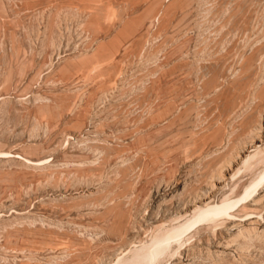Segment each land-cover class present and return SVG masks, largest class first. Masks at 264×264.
Here are the masks:
<instances>
[{"label":"rangeland","instance_id":"rangeland-1","mask_svg":"<svg viewBox=\"0 0 264 264\" xmlns=\"http://www.w3.org/2000/svg\"><path fill=\"white\" fill-rule=\"evenodd\" d=\"M263 172L264 0H0V264H264Z\"/></svg>","mask_w":264,"mask_h":264},{"label":"bare ground","instance_id":"bare-ground-1","mask_svg":"<svg viewBox=\"0 0 264 264\" xmlns=\"http://www.w3.org/2000/svg\"><path fill=\"white\" fill-rule=\"evenodd\" d=\"M264 173V172H263ZM260 181V180H259ZM257 183H259V182H257ZM257 183H255L254 184V186H252V189L253 190H251L250 191V193L247 195V197L249 196H252V194L253 193H255L256 192V190L254 189L255 188V186L257 185ZM226 206V205H225ZM226 211H227V209L226 208H224V206H213V207H208V208H206V209H198L197 210V216H194L198 221H204V220H208V219H214V217H217V216H219V215H221V214H225L226 213ZM229 213V212H228ZM223 214V215H224ZM226 215H228L227 213H226ZM189 222V221H188ZM186 224V223H185ZM185 226V225H184ZM187 226V225H186ZM180 226L178 225V228H179ZM181 229H177V227H175V231H173V229H171L173 232H172V234L170 235L168 232V234L170 235L169 236V238H165V239H161V240H158L157 241V244L154 242V244H156L155 246H154V244H153V248H151V249H148V250H146V249H141L140 248V250H138L136 253L135 252H133V253H135V254H133V256L130 258V259H128V260H126L125 261V258L123 259V257L121 258V259H123L122 260V262L120 263V260H119V263H116V264H156L157 262L159 263V259L160 258H162L161 256L163 255V253H164V251H166V249L168 248V244H166V242L169 240L170 241V238H177L176 240H178V237L179 236H182V235H180L181 233L179 232L180 230L182 231V233H183V229L184 228H182V227H180ZM177 229V230H176ZM170 230V231H171ZM167 231H169V230H167ZM165 233H166V231H165ZM162 237V234H161V236H160V238ZM158 239H159V237H158ZM184 239V238H183ZM174 240V239H173ZM172 239H171V241H173ZM175 241V240H174ZM167 245V246H166ZM152 246V245H151ZM150 246V247H151ZM170 246V245H169ZM148 248V247H147ZM127 254H128V252H126ZM121 256V255H120ZM124 256V255H123ZM127 255H125V257H126ZM120 258V257H119ZM127 258V257H126ZM118 260H116V261H118Z\"/></svg>","mask_w":264,"mask_h":264}]
</instances>
